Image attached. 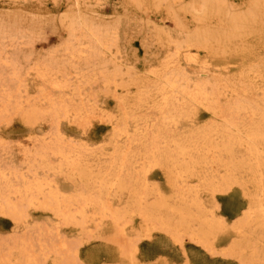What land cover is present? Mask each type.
<instances>
[{
  "label": "bare ground",
  "instance_id": "bare-ground-1",
  "mask_svg": "<svg viewBox=\"0 0 264 264\" xmlns=\"http://www.w3.org/2000/svg\"><path fill=\"white\" fill-rule=\"evenodd\" d=\"M128 1L133 3L136 0ZM93 2L96 4V0ZM163 2L167 5L168 15L172 16L176 25L183 31L186 30L182 21L183 14H191L197 25L193 33H185L184 42L174 45L175 53L167 56L161 73L158 75L155 73L156 80L153 81V84L147 83L145 80L133 82L137 88L136 100L138 104L151 102L152 109L157 113L156 117L154 116L153 120L149 118L151 119L149 124H146L145 120V125L142 123L144 127L139 129L137 125H134L129 107H126L122 97L119 98L122 111L121 118L114 124L112 152L106 154L108 157L105 161L106 165L99 167L97 172L93 173L83 170L84 161L81 149L66 143L58 129L59 121L69 115L67 108L71 106L72 102L66 103V99L64 101L60 98L59 100L52 99L41 90L39 97H43L46 108L31 106L28 109L30 104L27 100L25 101L27 111L25 109L22 112L23 118L32 123L37 122L36 120L40 117L48 116L47 118L55 131L51 132L50 137L48 136L47 143L44 140L42 145L37 150L35 149V152L33 150V161L36 162L37 168L40 166L42 167L40 169H49L50 159H58L63 167L69 169L70 173L78 179L81 187L76 190L74 188V191L78 189L80 191L75 192L76 195L74 193L73 196L63 197L58 187L53 188L49 183L51 181L44 180V178L47 179L46 174L42 178L44 181L37 175V178L30 180L21 173L22 171L18 170L19 174L14 169L4 173L3 170H7L8 167L3 170L0 167V215L11 219L13 224L19 226L18 224L27 223V210L36 207L43 210L44 213L46 211L52 215L55 223L53 224L54 231L58 232L61 225H72L84 232L89 219H87V214L90 210V222L99 226V223L108 221L116 234L120 236L125 234L126 226L136 216L139 217L146 233L156 229L168 233L175 242L189 239L207 248L210 243L209 237L217 230V223L200 211L202 208L197 196L198 191L186 187L187 181L195 180L198 187L210 190L214 194L224 192L235 185L246 188L244 178L249 177L255 193L248 199L249 205L247 204L241 227L250 228L251 225H254L257 230L264 228L262 175L264 169V64L258 63L254 66L249 64L246 61L248 51L244 45V38L247 34H259L261 26L264 25V0H247V5L243 10L234 12L227 8L224 0H196L186 7H181V13L178 12L179 9L175 8L178 0H163ZM213 18L218 23L215 27L208 24ZM96 27L84 21H71L68 31L69 41L62 48V52L65 54L63 61L66 60V56H69L71 61L75 59L79 61L83 58V66L87 70L90 68L93 76L103 67L100 64L101 59L110 53L114 46L111 36L113 35L112 29ZM3 37L0 38L4 39ZM157 38L166 45L169 44L167 34L158 32ZM10 41L9 43H14L16 39ZM233 50L242 62L236 75L224 74L225 76H222L223 74H221L220 78L213 77V79L215 78L213 81L199 79V74L205 75L209 70L207 62H202L198 58L201 52L210 56H225L226 53ZM14 57L16 56L13 55ZM179 58H184L187 65L191 64L196 78L195 82H191L187 77L186 69L179 64ZM2 60L5 61V57ZM58 61L51 57L37 63L34 74L38 80L46 84L44 86L55 90L68 89L67 80L70 74L68 71L72 69H76L77 76L85 78L78 68L72 67L67 62ZM15 68L17 67L15 66L13 73L10 74L17 78L18 72ZM102 70L104 73L99 72V75L100 77L102 75L107 82L118 74L115 70L117 73L114 72L111 76V74L105 73L106 69ZM22 73L23 71L21 76L24 75ZM27 74L29 73L27 72ZM155 75L153 74V76ZM86 77L88 78V76ZM24 79L22 80L24 81ZM256 82L259 84L257 87L255 86ZM13 83L15 85V82ZM18 85L20 84H17V88ZM17 88L15 87V89ZM22 88L19 89L22 90ZM121 88V94L127 97L128 88L125 86ZM0 91L2 92V90ZM7 91L5 93H8ZM77 91L79 92V90ZM78 95L75 93V97ZM19 97L21 96L19 95ZM12 98L10 93L0 98V108L2 109H0V117L7 110ZM43 99L40 101L42 102ZM23 102L15 103L20 108ZM193 106L195 108L202 107L210 113L213 123H210V127L184 131L181 134L177 133L179 130L173 134H170L171 130L166 132L167 125H170L171 128L177 126L186 116V110ZM72 111L75 117L81 115L80 108L76 106ZM29 157L27 158L29 159ZM33 167L28 169L31 174L33 172L30 169ZM156 167L166 171L169 185L176 191L177 205L171 206L160 197L152 203L148 201L150 192L147 193V174ZM35 171L34 173H37L39 170L35 169ZM221 171L223 174L219 176ZM125 193L127 195L124 200ZM112 195L117 200L115 204H112ZM193 224H196V230L193 229ZM23 228L26 227L23 226ZM65 245L64 242L60 244L51 242L46 247L42 244L35 252L34 246L23 240L21 244L18 242L13 247L17 256L14 260L11 259L13 253L8 256V253L11 252L10 248L2 260L6 264H43L40 260L41 257L43 260H47L51 254H54L56 258H60V252L66 247ZM43 247L44 249H42ZM242 247L252 249L248 242L243 244L241 242L234 243L231 252L242 251ZM2 251L3 249L0 247V253ZM259 261H261L260 255L253 248L249 262L251 264L261 263Z\"/></svg>",
  "mask_w": 264,
  "mask_h": 264
},
{
  "label": "rangeland",
  "instance_id": "rangeland-1",
  "mask_svg": "<svg viewBox=\"0 0 264 264\" xmlns=\"http://www.w3.org/2000/svg\"><path fill=\"white\" fill-rule=\"evenodd\" d=\"M195 1L178 0L175 8L179 9L178 12L181 13V7H186ZM246 2L247 0H226V2L224 0L231 12L243 10L247 5ZM182 18L186 26L184 31L176 25L172 16L168 15L167 5L163 0H136L133 3L128 0H96V4L93 0H0V33L3 31L0 37H6L0 38V51L5 52H0V59L5 57V61L0 60V90H2L0 95H3L0 98L9 95V93L13 97L7 110L0 117V167L2 170L8 167L3 172L19 170L30 180L37 177L42 179L47 175V179L44 178V180L51 181L49 183L53 188L58 187L63 197L73 196L75 192H79L80 189L74 191V188L76 190L81 187L78 179L70 173L69 169L64 168L58 159H50V170L40 169L42 168L40 166L37 168L36 162L33 161V150L35 152L44 140L47 143L55 128L50 124L48 116L40 117L41 120L38 119L37 122L25 121L22 115V112L27 108L25 101L28 100V104H30L28 109L31 106L46 108L43 97H39L40 91L43 90L52 99L59 100L60 98L64 101L66 99V103L72 102L71 106L67 108L69 115L59 121L58 129L66 143L81 149L84 161L83 170L96 173L99 167L106 165L105 161L108 158L106 154L112 152L114 124L121 118L122 111L119 98L122 97L126 107H129L134 125H137L139 129L144 127L145 120L146 124H149V120L156 117L157 113L152 109L151 102L138 104L136 100L137 88L133 82L145 80V82L153 84L156 75L161 73L167 56L175 53L174 45L184 42L186 34L195 31L197 24L191 14H183ZM77 20L88 22L94 27L97 26L96 28L112 29L113 35L111 36L114 46L100 62L104 67L101 68L100 65V70L106 69V74L113 76L114 72H118L117 76L112 77L110 81L107 82L102 75L100 77L99 72L104 73V70H99L94 77L92 70L90 68L87 70L83 66V58L79 61L74 58V62L69 56H66V60L63 61L65 54L62 52V48L69 41V25L71 21ZM210 21L208 23L210 26L218 25L215 18ZM261 27L259 34H247L244 38V45L248 51L246 61L253 66L258 63L264 64L262 61L264 59V25ZM158 32L167 34L169 44L170 42L171 44L166 45L160 41L157 38ZM9 39L11 41L16 39V41L12 43ZM13 55L16 57L13 58ZM225 56H210L201 52L198 58L202 62H207L209 70L205 75L199 74V79L213 81L216 77L220 78L221 74H223L222 76H225L224 74L236 75L240 70V64H242L239 56L234 50L226 53ZM51 57L59 60L58 62H67L72 67L78 68L79 72L84 74L85 80L77 76L76 69H72L68 71V73L70 72L67 80L68 89L55 90L44 86L46 84L35 77L34 71L40 60ZM184 60V58H179V64L186 69L187 77L191 82H195L196 78L191 64L187 65ZM13 65L17 67L15 68L18 72L17 78L10 74L13 73ZM18 69L19 71H17ZM20 71H23V76ZM21 77L27 79L23 81ZM213 77L215 78L213 79ZM22 82L23 84H21ZM16 83L20 84L18 88ZM257 84L256 82V87L259 85ZM9 85L11 87H8ZM122 86L128 88L127 97L121 94ZM21 87H23L22 90L19 89ZM19 90H21L20 93ZM6 91L8 93H5ZM75 93L79 95L75 97ZM18 99L19 102L24 101L20 108L16 106L19 103ZM41 99H43L42 102ZM13 101L14 103H12ZM12 106L14 109L11 110ZM75 106L81 110L79 117H75L72 111ZM193 107L186 110V116L177 126L171 128L170 125H167L168 128L167 126L166 128L169 130L166 129V132L171 130L170 134H173L179 130L177 133L181 134L184 131L208 128L210 123L213 124L207 110L199 106L198 108ZM94 156L95 158H93ZM37 163L40 165L39 162ZM34 165L35 167H33ZM30 167H33L30 169L33 174L28 172ZM35 169H38L39 173H34ZM262 171L264 172V169ZM222 174L221 171L219 176ZM44 180L42 179V181ZM244 180L246 188L235 185L224 192L214 194L210 190L198 187L195 180L187 181L186 187L198 191L197 196L202 208L200 211L217 223V230L209 237L210 243L207 248L189 239L175 242L168 233L156 229L146 233L139 217L136 216L126 226L125 234L120 236L116 234L108 221L99 223V226L90 222V210L88 211L89 215L87 214L89 224L85 225L86 231L82 232L72 225H61L56 232L53 230L55 223L52 215L32 207L27 210V223L18 224L20 227L13 224L11 219L0 215V247L3 249L0 253V264H6L3 260L9 248L11 252L8 253V256L13 253L11 259L14 260L17 257L13 247L18 242L21 244L23 240L32 244L35 252L42 244L44 247L50 245L51 242L66 244V247L60 252V258H56L54 254H51L47 260H43L41 257L40 260L43 264H249V256L253 253V248L260 255L261 261L259 262L264 264V228L257 230L254 225H251L250 228L241 227L249 205L248 199L255 193L249 177H245ZM147 185L149 190L147 193L150 192L148 194L150 203L160 197L171 206L178 204L176 191L170 187L164 169L152 168L147 174ZM70 193L72 194L70 195ZM126 195V193L123 195L124 200ZM112 197V204H115L117 200L114 195ZM193 229H197L196 224H193ZM241 242L242 244L248 242L252 249L242 247V251L236 250L232 253V245ZM261 263L257 262L256 264Z\"/></svg>",
  "mask_w": 264,
  "mask_h": 264
}]
</instances>
